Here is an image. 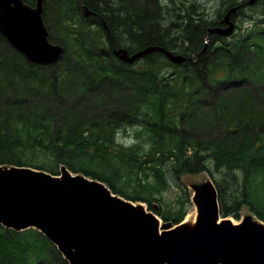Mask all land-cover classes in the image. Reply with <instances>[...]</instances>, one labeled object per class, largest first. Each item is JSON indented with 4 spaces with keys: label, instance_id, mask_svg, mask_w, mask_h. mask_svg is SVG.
Instances as JSON below:
<instances>
[{
    "label": "trees",
    "instance_id": "trees-1",
    "mask_svg": "<svg viewBox=\"0 0 264 264\" xmlns=\"http://www.w3.org/2000/svg\"><path fill=\"white\" fill-rule=\"evenodd\" d=\"M260 2L248 27L212 35L206 44L223 9L210 19L198 11L204 8L198 0H45L49 39L65 48L58 63L29 64L0 33V165L53 175L66 166L148 203L174 225L192 207L183 177L205 173L217 187L223 217L248 206L264 221ZM222 3L228 11L240 1ZM83 5L93 14L86 16ZM148 45L193 58L175 64L154 52L127 64L113 52ZM130 129L131 144L120 145L119 133ZM174 189L177 199L165 201L164 192ZM0 264L70 263L38 229L1 226Z\"/></svg>",
    "mask_w": 264,
    "mask_h": 264
},
{
    "label": "water",
    "instance_id": "water-1",
    "mask_svg": "<svg viewBox=\"0 0 264 264\" xmlns=\"http://www.w3.org/2000/svg\"><path fill=\"white\" fill-rule=\"evenodd\" d=\"M44 2L0 0V33L31 65L56 64L65 51L49 39ZM245 3L230 8L220 25L208 28L207 36L233 34L232 15ZM83 11L93 14L85 5ZM113 52L127 64L154 52L175 64L192 59L160 45L132 54L114 46ZM188 186L198 213L192 228L162 220L160 225L153 212L114 193L105 182L66 166L53 175L0 165V227L40 230L70 264H264V221L249 215L233 223L223 217L210 177Z\"/></svg>",
    "mask_w": 264,
    "mask_h": 264
},
{
    "label": "rangeland",
    "instance_id": "rangeland-1",
    "mask_svg": "<svg viewBox=\"0 0 264 264\" xmlns=\"http://www.w3.org/2000/svg\"><path fill=\"white\" fill-rule=\"evenodd\" d=\"M164 1H166V0H164ZM176 1L180 2L182 0H176ZM198 1L204 5V8L200 7L198 11L199 12H204V14L205 15L207 14L210 19L216 17V13H217V11L219 9H223L221 11V15L223 16L226 13L227 8H228V5L223 7L222 0H198ZM238 1H240V4H242V3H245L243 1H248V0H238ZM260 1L261 0H257L253 4H249V3L243 4L237 10L235 15L232 16V19L236 23V28H235L234 33H236L238 31V27L239 26H242V28H246L252 23V20L248 17V15L250 13H254V16L258 15V13L263 9V4ZM225 2H227V1H225ZM179 6H182V4H179ZM251 8H253L254 10L253 11L250 10ZM178 21L179 20L176 19L175 23H178ZM210 38H211V36L210 37L206 36V41H205L206 44H209V43L212 42V38L211 39ZM129 132H132V129H130V130H122L119 133V135H118V143L120 145L129 146L131 144L130 142L132 141V139H131L132 137L129 134ZM140 146H141V148L143 150H146L148 148V144H146V143H140ZM207 176L208 175L205 174V173H201V174H199L197 176L185 175V177H183L182 180L185 183H187L188 185H190L191 183L200 182V181L204 180ZM191 194H193V193L191 192ZM118 195H120V194H118ZM178 195H179V192L176 189L168 191V192H164V196H165L164 200L167 201V202H171V201L173 202V201H175L177 199ZM120 196L123 197L122 195H120ZM123 198L128 200L129 202H132L135 205L143 206L144 209H146V210H148L150 212H153L156 216H158V218H160L163 221V219L161 218V216L158 213H156L154 210H151L149 208V204L148 203H146L144 201L129 200V199L125 198V197H123ZM193 205H192V207H193ZM153 206L156 207V208H159L160 207V202L158 200L153 201ZM192 207L190 208V210H191L190 212L194 215V214H196V212H195V209L192 208ZM249 215L255 216V214H253L250 211L248 206H243L242 210L237 214V216H233V215L232 216H228V219H231L233 222H241L246 216H249Z\"/></svg>",
    "mask_w": 264,
    "mask_h": 264
},
{
    "label": "bare ground",
    "instance_id": "bare-ground-1",
    "mask_svg": "<svg viewBox=\"0 0 264 264\" xmlns=\"http://www.w3.org/2000/svg\"><path fill=\"white\" fill-rule=\"evenodd\" d=\"M212 27H214V26H212ZM212 35H215V34H212ZM212 35H210V36H212ZM197 218H198V213L197 212L194 215L190 212L187 215V217H185V219L180 223V225L190 226V228H192L194 226V223L197 221ZM221 220H223V219H220L219 221H221ZM159 223H160V225H162V221H161L160 218H159ZM233 223H237V222H233Z\"/></svg>",
    "mask_w": 264,
    "mask_h": 264
}]
</instances>
